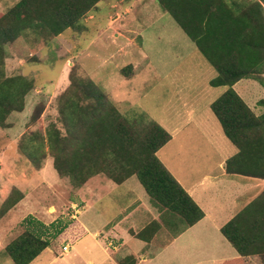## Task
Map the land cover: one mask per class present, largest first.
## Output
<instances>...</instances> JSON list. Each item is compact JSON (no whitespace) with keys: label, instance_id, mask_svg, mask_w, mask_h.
Segmentation results:
<instances>
[{"label":"rangeland","instance_id":"obj_1","mask_svg":"<svg viewBox=\"0 0 264 264\" xmlns=\"http://www.w3.org/2000/svg\"><path fill=\"white\" fill-rule=\"evenodd\" d=\"M18 1L0 0V16ZM226 1L232 4L243 0ZM112 20L114 24H111ZM80 21L76 27H69L58 35L51 34L48 28L31 25L4 45L1 70L7 76H23L32 87L24 96L23 108L11 111L5 124L0 123L1 227L8 225L3 221L10 220L11 214L7 213L15 205L10 201L20 196L17 189L22 197L25 194L29 197L28 203L25 197L21 198L17 208L26 210L28 205H33L40 221L50 223L58 219L61 221L58 226H63V221L68 222L63 215L71 210L72 202L79 196L88 204L83 209L85 218L93 223L128 222L135 217L134 226L139 230L152 220L147 210L149 205L160 210L151 202L136 176L127 183L118 184L100 173L82 187H75L70 177L62 176L56 170L48 144L44 141L40 148L39 139L32 142L36 135L47 137L52 126L65 132L61 110L66 104L60 97L72 79L92 80L105 95L107 104L128 119L143 115L144 120L136 124L141 133L147 132L152 120L160 124L165 119L168 128L182 124L181 116L175 121L178 113L181 115L186 109L207 102L212 104L229 88L210 85V80L218 74L216 68L157 0H100ZM118 30L122 33L120 36H116ZM233 88L256 115L263 112L264 107L259 101L264 99V87L257 80L244 78ZM90 102L79 100L82 106ZM222 137L219 141L211 136L208 142L199 139L194 142L184 136L166 143L157 156L169 171H175L171 164L178 165V160L183 165L190 163L189 154L197 145L219 146L221 155L232 156L237 152L236 146L224 134ZM219 156L211 152L201 156L200 161L216 167L215 157L218 159ZM215 171L218 173L220 169ZM232 187L238 189V184ZM10 196L11 200L7 201ZM140 211L144 217L136 214ZM168 215L178 224L168 225L164 220V230L146 249L151 264H203L213 258V263L209 264H219L216 263L218 258L237 255V250L221 233L217 236L227 243L228 249L218 239L212 238L209 243L205 241L208 235H202L204 242L194 246L177 243L176 257L177 247L171 250L165 242L172 231L183 226V221L176 214L169 212ZM28 216L31 215L25 218ZM167 227H171V233ZM11 228H19L20 234L25 229L21 223ZM48 236L46 234V238ZM16 237L10 230L7 235L0 236V264H14L5 248ZM134 241L126 242V246L132 247ZM188 251H191L190 257ZM182 259L184 262L180 261Z\"/></svg>","mask_w":264,"mask_h":264},{"label":"trees","instance_id":"obj_2","mask_svg":"<svg viewBox=\"0 0 264 264\" xmlns=\"http://www.w3.org/2000/svg\"><path fill=\"white\" fill-rule=\"evenodd\" d=\"M99 1L19 0L0 16L2 125L11 111L23 108L24 96L32 87L21 75L3 73L4 45L31 25L48 28L53 35L76 27ZM157 1L216 68L218 74L210 84L229 86L211 104L224 134L237 148L226 161L227 173L264 179V110L256 115L233 88L244 78L255 79L264 86V0L232 4L226 0ZM60 98L66 104L61 110L65 134L52 126L47 137L36 135L32 140L39 139V147L44 141L48 144L60 175L70 177L77 188L100 173L118 184L136 176L151 202L160 211L178 215L184 228L204 217L202 208L157 156V151L172 138L162 125L149 121V129L141 133L136 124L144 116L137 115L132 120L125 117L107 104L105 95L90 79H72ZM79 100L91 102L82 106ZM259 104L264 107V99ZM28 155L32 157L31 152ZM16 191L20 196L12 201L10 196L7 200L12 205L22 198L21 191ZM22 225L24 231L5 248L14 264H29L50 244L46 238L48 228L32 215ZM158 225V222L147 225L137 236L149 240ZM221 231L239 253L237 258L223 264H264V189L223 225ZM135 262L133 255L120 260L121 264Z\"/></svg>","mask_w":264,"mask_h":264},{"label":"crops","instance_id":"obj_3","mask_svg":"<svg viewBox=\"0 0 264 264\" xmlns=\"http://www.w3.org/2000/svg\"><path fill=\"white\" fill-rule=\"evenodd\" d=\"M126 12H128V8ZM111 22H113L111 24H114L113 20ZM121 34L119 30L116 32V36H120ZM210 103L207 102L203 106L197 105L194 108L186 109L181 115L178 113L175 121L177 122L178 116H181L183 123L174 125L173 128H168L166 125L167 121L165 119L162 120L163 122L161 121L160 124L172 135L168 143L178 141L184 136L188 139H193L194 142L198 139L208 142L211 136L218 139V141L221 140L224 132L220 122L211 109ZM224 136L226 135L224 134ZM211 152L215 153V155L220 154L218 159L215 157L216 167L206 165L205 162L200 161L201 156ZM157 155L159 156V150ZM229 157L231 156L227 154L221 155V148L219 146L197 145L189 154L190 163L183 165L182 161L178 160V165L171 164L175 169V171L170 170L173 176L193 197L205 214L201 220L188 228L181 226L171 233V227H167L166 230H169L171 235L165 242V245L171 248V250L175 246L177 247V250L175 252L173 251L176 257H178L177 243H179V246H185L187 244H193L194 246L196 243L204 242L203 238H201L203 237L202 235H208L205 241L208 240L209 243L212 238L218 239L217 241H221L222 245L228 249L227 243L222 241L217 234H221L222 226L264 189V179L262 178L227 173L225 164ZM217 168L220 169L218 173L215 171V169L218 170ZM131 178L132 176L123 182V184L129 182ZM235 183L238 184V189H233L232 186ZM83 188L80 189V192H82ZM23 198L27 199L28 203L29 197H27V194ZM21 202L22 200L8 211L7 214H11V217L10 220L3 221L6 224L8 223L7 227L0 226L1 237L4 234L7 235L9 230L15 234V237L20 234L21 231L19 228L11 227H17L19 223L22 224L21 220H24L28 214L35 216L39 221L41 220L39 216H36L34 212L36 208L33 205H28L29 207L26 210L17 208L21 205ZM87 206L88 204L79 196L76 202H72L71 210L64 213L63 219L68 218V222L63 221V226L57 225L61 223L58 219H54L50 223L40 221L42 224L48 225L46 234L49 235L47 239L50 241V244L29 264H121L120 260L129 255L134 256L135 264H151L146 249L149 248L147 246L152 244L156 236L160 234L159 232L164 230V227H162L164 220L168 225L178 224L169 217L168 212L160 211L157 208L153 209L150 205L147 210L151 214L149 217H152V220L139 230H136L134 226L135 217L128 222L118 220L111 223L108 221L106 223L104 221L93 223L85 218L86 212L83 209ZM137 213L144 217L142 211ZM154 222H158L159 225L155 234L152 235V238L146 240L137 236V233ZM58 228L61 232H59ZM45 230L46 228H44V232ZM133 240H135L134 245L127 247L126 242ZM228 242L230 243L229 240ZM64 245H68L67 250H64ZM151 248H154V246ZM188 252V257H190L191 251ZM179 255H182V252ZM238 256L239 253L237 251V255L235 254L222 259L218 258L216 263L223 264L226 260L235 259ZM214 259L208 262L213 263ZM180 261L184 262L183 259ZM209 263L203 262V264Z\"/></svg>","mask_w":264,"mask_h":264},{"label":"built area","instance_id":"obj_4","mask_svg":"<svg viewBox=\"0 0 264 264\" xmlns=\"http://www.w3.org/2000/svg\"><path fill=\"white\" fill-rule=\"evenodd\" d=\"M64 250H67L68 249V245H64Z\"/></svg>","mask_w":264,"mask_h":264}]
</instances>
